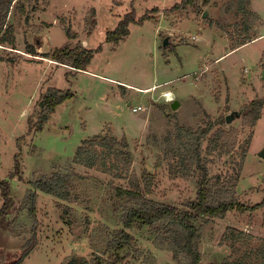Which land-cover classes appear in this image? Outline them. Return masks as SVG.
Masks as SVG:
<instances>
[{"label": "rangeland", "instance_id": "374dc122", "mask_svg": "<svg viewBox=\"0 0 264 264\" xmlns=\"http://www.w3.org/2000/svg\"><path fill=\"white\" fill-rule=\"evenodd\" d=\"M182 1L12 3L5 29H12L15 46L0 41V181L9 180L12 187L15 208L9 220H15L17 236L0 232L1 262L17 260L32 238V219L26 211L18 212L33 190L31 183L54 174L70 176L72 201L37 192V244L23 264H67L73 257L89 260L105 252L133 204L116 197L117 189L130 190L132 176L122 180L73 162L83 141L101 136L126 140L131 173L138 179L145 171L152 175L147 200L181 209L196 198V179L171 169L162 144L177 126L197 130L223 119L221 128L234 131L230 139L236 140V147L231 154L207 157L209 175L234 174L246 151L238 199L247 207L264 201V160L259 157L264 150V107L255 126L245 116L250 103L264 100V0H249L248 10L258 16L251 19L248 34L235 0H196L193 7L174 10ZM130 13L138 21L145 15L152 20L131 25L130 35L118 45L106 43L107 34ZM78 45L101 48L87 71L44 58L55 49ZM28 47L36 54H28ZM49 88L69 90L74 98L60 105L37 132L38 102ZM169 94L180 103L176 111ZM138 107L142 110L134 113ZM234 113L239 117L227 124L226 117ZM18 153L22 174L10 180ZM229 228L264 239V207L203 222L201 264H220L231 254L221 244ZM129 233L138 252L126 264H177L150 229Z\"/></svg>", "mask_w": 264, "mask_h": 264}, {"label": "trees", "instance_id": "16d2710c", "mask_svg": "<svg viewBox=\"0 0 264 264\" xmlns=\"http://www.w3.org/2000/svg\"><path fill=\"white\" fill-rule=\"evenodd\" d=\"M14 1L16 0H0V41L12 47L15 46L13 31L10 28L5 29V26ZM195 2L196 0H183L173 9L193 7ZM209 2L210 0H205V4ZM249 4V0H235L237 15L241 18L247 34L251 29V19L258 16L248 10ZM148 18L149 21L152 20L151 17L145 15L138 21L134 13L126 14L116 29L107 34L106 43L118 45L130 35L131 25L142 26ZM66 35L69 40L75 38L70 30H66ZM100 51L101 48L89 49L81 45L74 48L65 46L45 54L44 58L70 67L76 72H82L87 71L96 53ZM28 54H36L33 47H28ZM2 61L0 57V62ZM73 98L74 94L69 90L47 89L38 102L40 113L36 124L37 132L43 130L51 115L60 105ZM263 107L264 100H256L245 108V116L249 119L251 126H255L260 120ZM224 123L223 119L209 121L205 127L197 130L177 126L176 131L163 142L164 153L171 169L184 178L196 179L198 188L196 198L185 203L181 209L145 198V194L151 192L153 178L147 171L140 179L131 173L132 156L126 140L118 141L108 136H101L96 140L83 141L76 151L74 164L106 175H113L122 180L132 176L129 182L130 190L117 189L116 197L129 200L133 206L122 217V228L113 232L104 253L94 255L89 260L73 257L67 264H126L138 252L136 239L129 233L135 228L150 229L158 245L166 247L177 264H201L202 254L199 250V240L203 222L208 219H223L232 212L245 213L264 207V201L259 205L247 207L239 201L237 196L246 151L237 163L239 169L234 174L216 175L215 177L209 175L207 157L214 156L217 152L231 154L236 147V140L230 139L234 131L225 133L221 128ZM205 143L206 148H204ZM21 174L20 153H18L15 156L14 170L10 173L9 179L20 177ZM70 185V176L64 174H54L49 178H40L31 183L33 190L28 192L24 206L18 212L26 211L32 219L35 225L32 238L27 241L23 253L21 252L17 260L8 263L0 260V264H23L34 250L37 244V192L61 201L71 202ZM0 195L2 199L0 232L10 231L12 235L17 236V231L13 229L15 220H9L15 208L9 180L0 181ZM221 244L227 245L231 254L220 264H264V239H256L244 231L229 228Z\"/></svg>", "mask_w": 264, "mask_h": 264}, {"label": "water", "instance_id": "95a60500", "mask_svg": "<svg viewBox=\"0 0 264 264\" xmlns=\"http://www.w3.org/2000/svg\"><path fill=\"white\" fill-rule=\"evenodd\" d=\"M207 16H208V14H207V13H204L203 18H206ZM167 44H168V40L166 39V40L164 41V47H166ZM179 107H180V103H179V101L176 100V101H173V102L171 103V109H172L173 111L178 110ZM238 117H239V115H238L237 113L231 114V115H229L228 117H226V123H227V124H231V123H232L236 118H238ZM259 157H260L261 159L264 160V150L260 152Z\"/></svg>", "mask_w": 264, "mask_h": 264}, {"label": "built area", "instance_id": "2783aa9c", "mask_svg": "<svg viewBox=\"0 0 264 264\" xmlns=\"http://www.w3.org/2000/svg\"><path fill=\"white\" fill-rule=\"evenodd\" d=\"M171 95H172V94H169V96L166 95V96L168 97V101H169V103L174 101L173 96L171 97ZM141 110H142V108H141V107H138V108H134V109H133V112H134V113H137V112H139V111H141Z\"/></svg>", "mask_w": 264, "mask_h": 264}, {"label": "crops", "instance_id": "0c3cea01", "mask_svg": "<svg viewBox=\"0 0 264 264\" xmlns=\"http://www.w3.org/2000/svg\"><path fill=\"white\" fill-rule=\"evenodd\" d=\"M147 91V90H146Z\"/></svg>", "mask_w": 264, "mask_h": 264}]
</instances>
